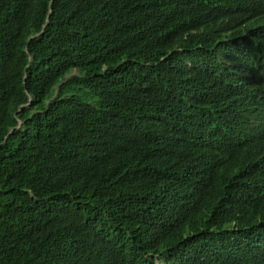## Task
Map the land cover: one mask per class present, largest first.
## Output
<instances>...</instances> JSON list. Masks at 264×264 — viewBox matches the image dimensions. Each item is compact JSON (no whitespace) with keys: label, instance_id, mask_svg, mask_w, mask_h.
Masks as SVG:
<instances>
[{"label":"trees","instance_id":"16d2710c","mask_svg":"<svg viewBox=\"0 0 264 264\" xmlns=\"http://www.w3.org/2000/svg\"><path fill=\"white\" fill-rule=\"evenodd\" d=\"M263 235L264 0H0V264H264Z\"/></svg>","mask_w":264,"mask_h":264},{"label":"bare ground","instance_id":"6f19581e","mask_svg":"<svg viewBox=\"0 0 264 264\" xmlns=\"http://www.w3.org/2000/svg\"><path fill=\"white\" fill-rule=\"evenodd\" d=\"M202 67V66H201ZM190 78V77H189ZM208 80V79H207ZM212 84V83H211ZM208 85V84H207ZM206 86V85H205ZM227 86H229V85H227ZM222 106V105H221ZM223 124V123H222ZM226 127V126H225ZM228 130V129H227ZM225 131H226V129H225ZM227 134V133H226ZM171 174V173H170ZM172 178V177H171ZM170 179V178H169ZM229 179H230V177H229ZM173 180V179H172ZM170 181V180H169ZM162 189V188H161ZM163 191H165L164 189H163ZM192 193V192H191ZM193 194V193H192ZM231 196V195H230ZM229 196V197H230ZM192 197V196H191ZM188 198H190V197H188ZM233 198V197H232ZM167 199H168V197H167ZM193 199V198H192ZM201 199V198H200ZM170 200V199H169ZM190 201L191 200H189V203H190ZM211 201V200H210ZM170 203V202H169ZM195 203V202H194ZM202 203H203V201H202ZM191 204V203H190ZM189 204V205H190ZM226 204H227V202H226ZM193 205V204H192ZM197 205V204H196ZM186 207V206H185ZM192 208V207H191ZM193 208H194V206H193ZM213 208H214V206H213ZM215 208H216V206H215ZM195 209V208H194ZM211 209H212V207H211ZM184 210V209H183ZM197 211H198V208H197ZM210 211V210H209ZM214 211V210H213ZM205 212V211H204ZM189 214V213H188ZM125 215V214H124ZM184 215V214H183ZM199 215V214H198ZM126 216V215H125ZM124 216V217H125ZM175 216H176V214H175ZM185 216H187V215H185ZM225 216H227V215H225ZM144 217V216H143ZM183 217V216H182ZM182 217H181V219H182ZM223 217H224V215H223ZM177 218V217H176ZM185 218V217H184ZM202 218V217H201ZM225 218V217H224ZM200 219V218H199ZM218 219H220V217L218 218ZM218 219H214V220H216V222H217V220ZM186 220V219H185ZM189 220H191V219H189ZM201 220V219H200ZM198 221V220H197ZM222 221L223 222H225L223 219H222ZM228 221V220H227ZM229 223H230V219H229V221H228ZM232 222V221H231ZM219 224H220V222H219ZM145 225V224H144ZM202 225V224H201ZM222 225H224V224H222ZM237 225V224H236ZM204 226V225H203ZM215 226H217L216 224H215ZM220 226H221V224H220ZM227 226V225H226ZM206 227V226H205ZM212 227V226H211ZM214 227V226H213ZM212 227V228H213ZM238 227V226H237ZM204 228V227H203ZM215 228V227H214ZM235 228V227H234ZM138 229V228H137ZM208 229V228H207ZM209 230V229H208ZM218 230H219V228H218ZM201 231V230H200ZM226 231V230H225ZM145 232V231H144ZM202 232V231H201ZM205 232V231H204ZM221 232V231H220ZM235 232V231H234ZM260 233V232H259ZM225 234V233H224ZM230 234H231V232H230ZM229 234V235H230ZM235 234V233H234ZM147 235V234H146ZM193 235V234H192ZM217 235H218V233H217ZM250 235V234H249ZM261 235H262V233H261ZM222 236V235H221ZM264 236V235H263ZM225 237H227V236H225ZM229 237V236H228ZM236 237V236H235ZM189 238H191V237H189ZM223 238V237H222ZM263 238V237H262ZM241 239V238H240ZM250 239V238H249ZM259 239V238H258ZM251 240V239H250ZM256 241V240H255ZM263 241V240H262ZM193 242V241H192ZM196 242V241H195ZM252 242V241H251ZM242 243V242H241ZM193 244V243H192ZM255 244V243H254ZM253 244V245H254ZM257 244V243H256ZM264 244V243H263ZM263 247V246H262ZM262 247L260 248V249H262ZM160 248V247H159ZM216 249V248H215ZM217 250V249H216ZM220 250V249H219ZM262 251V250H261ZM152 253V252H151ZM258 254H259V252H258ZM259 256V255H258ZM261 256V255H260ZM107 257V256H106ZM261 257H263V256H261ZM260 257V258H261ZM148 258V257H147ZM245 258H247V257H245ZM255 258V257H254ZM107 259V258H106ZM256 259V258H255ZM257 260V259H256ZM104 262V261H103ZM257 262V261H256ZM255 262V263H256ZM90 263V262H89ZM105 263V262H104ZM107 263V262H106ZM260 264V263H259Z\"/></svg>","mask_w":264,"mask_h":264},{"label":"clouds","instance_id":"9594fccd","mask_svg":"<svg viewBox=\"0 0 264 264\" xmlns=\"http://www.w3.org/2000/svg\"><path fill=\"white\" fill-rule=\"evenodd\" d=\"M230 126H231V127H230L231 129H233V130H237L238 128H240V123H239V121H238L237 119H234V120L231 121ZM158 262H160V261H157L156 264H157ZM161 263H163V262H161ZM163 264H164V263H163Z\"/></svg>","mask_w":264,"mask_h":264},{"label":"rangeland","instance_id":"374dc122","mask_svg":"<svg viewBox=\"0 0 264 264\" xmlns=\"http://www.w3.org/2000/svg\"><path fill=\"white\" fill-rule=\"evenodd\" d=\"M157 264H163V263H161V262H158Z\"/></svg>","mask_w":264,"mask_h":264}]
</instances>
